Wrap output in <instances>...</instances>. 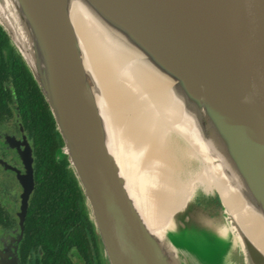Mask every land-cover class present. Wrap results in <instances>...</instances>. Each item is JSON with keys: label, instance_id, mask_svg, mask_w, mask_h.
<instances>
[{"label": "water", "instance_id": "1", "mask_svg": "<svg viewBox=\"0 0 264 264\" xmlns=\"http://www.w3.org/2000/svg\"><path fill=\"white\" fill-rule=\"evenodd\" d=\"M0 26L49 105L111 264H264V0H0ZM150 69L211 141L237 212L183 206L150 223L136 116L156 114L143 105L154 97L184 115Z\"/></svg>", "mask_w": 264, "mask_h": 264}, {"label": "flooded vegetation", "instance_id": "2", "mask_svg": "<svg viewBox=\"0 0 264 264\" xmlns=\"http://www.w3.org/2000/svg\"><path fill=\"white\" fill-rule=\"evenodd\" d=\"M36 85L22 54L0 26V264H111L85 198L91 225L83 224L79 233L75 218H65V213L53 209L52 202L43 199L58 197L60 193L40 192L32 202L37 187L35 134L38 127L34 118L42 111V104L30 109L28 102L37 92ZM30 157L33 186L25 205L30 185ZM69 195L74 199L73 194ZM202 200L207 204L206 198ZM57 212L62 216L56 218ZM51 216L55 226L46 231Z\"/></svg>", "mask_w": 264, "mask_h": 264}, {"label": "bare ground", "instance_id": "3", "mask_svg": "<svg viewBox=\"0 0 264 264\" xmlns=\"http://www.w3.org/2000/svg\"><path fill=\"white\" fill-rule=\"evenodd\" d=\"M149 73L152 80L160 86V90L165 92L173 100L174 105L177 104V109L184 113L182 116L175 109L168 108L169 115H166L162 112V107L166 108V104L161 101L159 103L154 97L152 104L148 101L143 105L149 107L147 114L152 113L154 108L156 114L152 113V117L147 115L144 118L136 116L142 124V134L148 147H146L148 167L153 172L152 178L149 174H144L141 178L151 207L150 217L148 216L150 223L154 227H165L170 222L171 215L183 206H188V210L192 208L193 213H207L203 210L205 205L207 210H216L218 200L212 191L214 188L218 193L221 209L223 210L225 204L231 212H237L236 202H241V198L238 196L236 199L232 195L236 188L229 185L233 183L224 176L229 178L225 169L215 163L214 159L217 157L213 154L211 141L202 135L197 119L193 120L187 110L182 109L180 101L172 95L174 92L168 79L152 69ZM145 156L146 149H143L134 156V159L142 160ZM216 166L220 167L221 172ZM205 168L210 173V187L203 186L201 182ZM134 175L133 173L130 177L133 178ZM151 179H157V182L147 186L144 181ZM133 182L137 183L136 180ZM205 198L207 204H202L201 200ZM196 203L202 204L201 208ZM257 220L260 221L261 218L258 216Z\"/></svg>", "mask_w": 264, "mask_h": 264}, {"label": "trees", "instance_id": "4", "mask_svg": "<svg viewBox=\"0 0 264 264\" xmlns=\"http://www.w3.org/2000/svg\"><path fill=\"white\" fill-rule=\"evenodd\" d=\"M36 90V94L34 97H29L28 102L30 109L37 107L40 103L42 104V111L34 118L35 125L37 124L38 127L36 128L35 134L37 145V187L32 202L38 199L36 194L40 192L60 193L61 195L58 197L54 196L48 198L45 196L43 199L52 202L51 207L53 209H59L61 212L65 213V218H75V228L79 233V229L82 228L83 224H90L85 211L82 188L72 169L67 167L69 161L66 154H59L60 148L63 145L62 137L56 129L55 120L38 85H36ZM63 193L67 194V196L64 197ZM69 194H73L74 199H72ZM74 200L75 204L72 205L71 202L74 203ZM56 201H61L62 203L57 204L55 203ZM34 207L33 204L30 209L32 210L31 214H33ZM61 209L64 210L62 211ZM61 216L62 214L57 212L56 218ZM54 226V216H51L50 221L46 223V231H48V229L51 231Z\"/></svg>", "mask_w": 264, "mask_h": 264}, {"label": "rangeland", "instance_id": "5", "mask_svg": "<svg viewBox=\"0 0 264 264\" xmlns=\"http://www.w3.org/2000/svg\"><path fill=\"white\" fill-rule=\"evenodd\" d=\"M204 173H203V179H201V182H203L202 183V185L203 186H206V187H210V183H211V180H210V176H209V171H208V169H204V171H203ZM212 191H213V193H214V196L217 198V200H218V208H216V210H214V209H212V210H207V208H206V205H205V207H203V210L204 211H206L207 213H209V212H212V211H215V212H220V211H222V209H221V204H220V202H219V196H218V193H217V191L215 190V188L214 189H212ZM203 202H204V200H202V204H203ZM200 208H201V206H200ZM189 212L190 213H192V208H190L189 209ZM200 215H205L203 212H198ZM175 221H177V220H175ZM193 223H194V221L193 220H190L189 222H187V223H185V227L187 226V230L189 231L190 230V228L192 227V229H193V231L195 232V233H200V234H202L204 231H205V226L204 225H201L202 226V230L201 229H198V228H194L193 226ZM176 224H177V226L180 228V229H182L181 228V225L180 224H178L177 222H175V226H176ZM226 227V226H225ZM228 229V228H227ZM194 232H192V234H194ZM200 234H199V236H200ZM191 237V236H190ZM193 240H197L198 239V237L196 236V237H191ZM221 243V242H220ZM196 244L197 245H199L200 247H204V246H207V245H204V244H200V243H197L196 242ZM222 246H224L223 244H221Z\"/></svg>", "mask_w": 264, "mask_h": 264}]
</instances>
